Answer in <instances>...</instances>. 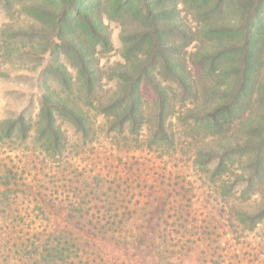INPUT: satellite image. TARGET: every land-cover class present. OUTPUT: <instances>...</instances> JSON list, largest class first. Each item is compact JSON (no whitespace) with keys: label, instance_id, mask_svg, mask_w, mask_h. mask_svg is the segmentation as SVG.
<instances>
[{"label":"trees","instance_id":"trees-1","mask_svg":"<svg viewBox=\"0 0 264 264\" xmlns=\"http://www.w3.org/2000/svg\"><path fill=\"white\" fill-rule=\"evenodd\" d=\"M0 1L6 7L16 4L30 19L26 25H4L14 40L27 37L34 43L23 53L62 50L74 71L71 74L62 63L54 67L53 76L66 89L64 94H52L46 89L38 99L35 128L20 115L1 122V137L19 135L25 139L32 130L43 153L62 157L68 138L59 123L61 119L84 143L92 142L104 131L113 133L109 141L112 147L122 140L139 142L142 137L148 149L155 148L163 156L175 151L176 146L169 119L180 118L192 128L202 125L207 138L225 140L217 146L203 141L195 147L194 161L204 166L210 182L225 184L226 173H236L229 175L234 178L233 186L245 182L248 189L264 182V116L259 111L264 106V0ZM104 20L120 26L123 59L105 69L94 62L97 48L102 52L110 48ZM198 39L206 45L193 46L190 55L203 58L212 76L228 73L234 80L233 86L213 87L220 95L216 101H196L198 84L190 76L186 57L187 48ZM19 51L17 54H22ZM142 82L156 94L150 112H146L149 103L140 93ZM167 83L177 86L183 104L191 95L192 106L183 105V109L175 111L164 85ZM247 101L252 110L242 117L239 111ZM99 117L101 121L97 122ZM245 119L250 122L248 126L241 123ZM230 125L237 134L233 141L225 137ZM233 157L240 158L242 166L234 169L236 172L230 169ZM247 167L251 170L243 173ZM98 176H82V182L90 178L95 185H104L101 192L93 189L91 193L94 199L104 197L106 207L81 206L76 198L69 197L70 192L65 195L67 203L58 205L55 189L46 187L42 192L38 181L23 183V193L36 202L33 210L40 223L21 226L4 223L8 210L15 213V220L22 218L20 210L31 214L29 206L20 210L8 207L17 199L18 179L15 173L0 177V264H125L106 252L110 247L130 254L128 264H140L146 254L157 264H170L173 258L183 264L189 258L183 244H171L167 220L170 209L167 200L160 202L158 191L150 187V191L140 192L145 202L135 206L130 203L135 194L132 191L127 190L119 198L122 177ZM113 202L121 203L112 205ZM236 215L247 230H252L264 220V206L259 210L240 207ZM193 227L198 228L196 223ZM205 229L199 239L186 241L194 245L189 247L192 257L197 252L207 255L212 241ZM173 246L178 249L174 251Z\"/></svg>","mask_w":264,"mask_h":264},{"label":"rangeland","instance_id":"rangeland-1","mask_svg":"<svg viewBox=\"0 0 264 264\" xmlns=\"http://www.w3.org/2000/svg\"><path fill=\"white\" fill-rule=\"evenodd\" d=\"M29 21L30 19L16 4L13 3L12 6L6 7L0 1V28L4 30V32L0 31V41H2L0 47V129L2 121L15 119L20 115H24L26 120L33 123L34 129L40 95L46 92V89H49L52 94H64L66 90L60 86L55 75L53 76L54 67L62 63L71 74H74L62 50L48 51L46 54L23 53L22 51H25L26 47L33 42L27 37L14 40L9 29L4 27V25L14 23L26 25ZM104 24L110 48L104 52L97 48L94 62L105 69L116 62H122L123 59L121 57L120 26L108 20H104ZM198 40L199 42L195 40L187 48L186 57L190 76L198 84L196 101L199 103L216 101L220 95L213 90V87L233 86L234 80L228 73H223L217 78L212 76L205 69L207 63L203 58L190 55V52H193V46L204 48L206 45V42ZM18 50L22 54L18 55L16 52ZM262 68H264V63ZM164 85L168 87L169 97L175 103V111L183 109L181 108L183 105L192 106L191 95L186 97L183 104L180 101L177 86L170 83ZM262 85L261 93L264 92V77ZM139 89L149 103L146 112H150L151 103L155 100L156 94L152 87L143 82ZM261 107L259 111L263 112L264 116V106ZM250 110H252V105L247 101L239 112H242L241 116L245 117ZM169 120V128L175 134L176 146L175 151H170L169 154L163 156L155 152L153 150L155 148L148 149L147 140L142 137L139 142L118 140L119 145L112 147L109 141L113 133L104 131L100 132L92 142L84 143L74 129L61 119L59 123L68 138L67 150L64 151L62 157H50L43 153L41 142L32 130L28 134L29 137L25 139H21L19 135L11 138L0 136V177L15 173V178L18 179L17 188L21 190L16 193L17 199L10 202L8 207L20 210L29 206L28 209L31 211L28 216L26 212L20 210L22 218L15 220L13 219L15 213L12 214L8 210L5 213L4 223L14 222L19 226L28 222H33L35 225L40 223L37 211L33 210L36 202L33 198L29 200V194L23 193V183L29 180L38 181V186L43 187L42 192L46 190V187L50 191L55 189L57 195L59 194L56 200L58 205L67 203L65 195L70 192L69 197L76 198L75 201L81 206L106 207L108 203L104 197L99 200L94 199L91 193L93 189L101 192L100 190L105 189L104 185L101 186V183L95 185L96 182L90 178L88 182H82V176L98 174L100 177L105 175L108 178L122 177L121 183L119 182L121 187L119 198L127 190L132 191L135 194L130 203L135 206L142 205L145 198L140 192H148L150 187H153V191H158L157 193L161 195L160 202L167 200L170 209L167 220L171 226V244L179 246L183 244L184 249H188L186 256L189 258H186L183 264H205L203 258L206 262L210 261L209 264H264V220L254 225L252 230H247L246 226L244 227L236 218L240 207L259 210L264 206V182L249 186L248 189L245 182L233 186V176L236 173H226L228 182L230 180L229 183L225 182L220 185L210 182L206 173L203 172L204 166L199 165L197 160L194 161L195 147L203 141L217 146L225 140H218L216 137L207 138V131L202 125L192 128L187 120L174 117H170ZM99 121H101L100 117L97 119V122ZM241 123L243 126L250 124L247 119ZM229 127L225 137L227 141H233L237 134L231 130V125ZM143 134L146 135L147 132ZM239 159L233 157L234 163L230 169L234 172L242 167ZM250 170L251 168L247 167L243 173H248ZM8 171H11L10 174ZM229 175L233 176L229 177ZM116 182L118 183L117 180ZM87 183L90 184L87 185ZM125 187L127 188L123 190ZM87 193L88 196L85 195ZM120 203L113 202L112 205H120ZM182 208L184 212L181 211ZM193 223H196L198 228L193 227ZM182 224L185 227H182ZM247 225L250 226L249 223ZM203 227L209 232L208 238L212 241L210 248L205 252L207 255L204 253H199V255L197 252V255L192 257L193 251L190 252L189 247L192 248L194 245L186 241L199 239L203 235L201 232ZM173 249L176 251L178 248L175 246ZM114 251L111 247L106 249L107 253L120 258L125 264H128L132 258L130 254ZM170 261V264H177L178 260L173 258ZM140 264H157V262L148 258L146 254Z\"/></svg>","mask_w":264,"mask_h":264}]
</instances>
